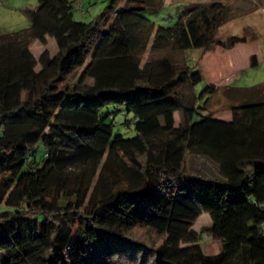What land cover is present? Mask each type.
<instances>
[{"label":"trees","instance_id":"obj_1","mask_svg":"<svg viewBox=\"0 0 264 264\" xmlns=\"http://www.w3.org/2000/svg\"><path fill=\"white\" fill-rule=\"evenodd\" d=\"M38 1L28 31L54 52L0 31V264H264V98L196 118L217 86L198 92L202 71L168 53L142 58L246 40L216 38L225 3L156 27L146 0H107L90 21L77 0ZM203 212L219 252L194 228Z\"/></svg>","mask_w":264,"mask_h":264},{"label":"rangeland","instance_id":"obj_2","mask_svg":"<svg viewBox=\"0 0 264 264\" xmlns=\"http://www.w3.org/2000/svg\"><path fill=\"white\" fill-rule=\"evenodd\" d=\"M147 8L141 14L150 19L156 27L171 26L191 4L196 2L222 1L227 6V20L221 24L216 32L217 39H226L230 35L246 36V40L237 42L230 48L221 46L217 42L204 47H190L181 50L153 51L148 47L142 55L143 60L151 56H170L179 63L186 62L192 70L200 69L203 79L196 85L199 92L207 84L217 86L210 94L205 108L201 113L212 114L219 118H230L232 106L241 102L264 98V0H146ZM125 3V0L121 5ZM107 0H77L74 8L75 17L90 21L95 19L105 8ZM39 7L38 0H0V31H20V39L30 44L38 55L48 46L53 52L56 44L52 37L46 45L33 38L28 31L30 18L28 9ZM256 55L258 63L251 64ZM204 101L201 102L203 104ZM114 111V117H109L115 123V130L126 136L135 134L134 116L127 112L125 106L110 105L104 112ZM225 165V170H231ZM0 203V211L6 209ZM212 224L208 212H203L194 228L201 232V243L207 253L221 250V242L215 239L209 227Z\"/></svg>","mask_w":264,"mask_h":264}]
</instances>
